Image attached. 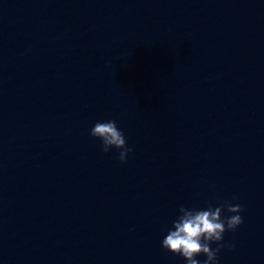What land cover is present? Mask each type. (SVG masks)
<instances>
[{"label":"water","instance_id":"obj_1","mask_svg":"<svg viewBox=\"0 0 264 264\" xmlns=\"http://www.w3.org/2000/svg\"><path fill=\"white\" fill-rule=\"evenodd\" d=\"M225 201L218 264H264V0H0V264H186Z\"/></svg>","mask_w":264,"mask_h":264},{"label":"clouds","instance_id":"obj_2","mask_svg":"<svg viewBox=\"0 0 264 264\" xmlns=\"http://www.w3.org/2000/svg\"><path fill=\"white\" fill-rule=\"evenodd\" d=\"M90 135L102 142L103 151L116 149L119 160L126 163L133 151L127 146L126 137L119 130L115 121L97 122ZM225 211L229 214L225 216ZM243 209L225 201L222 206H208L206 209L179 208V216L172 222V227L162 241L165 250L182 257L186 264H201L198 257L204 256V264H218V254L225 247L226 232H235L242 224ZM218 247L213 250L212 245ZM232 250L234 246H228Z\"/></svg>","mask_w":264,"mask_h":264}]
</instances>
